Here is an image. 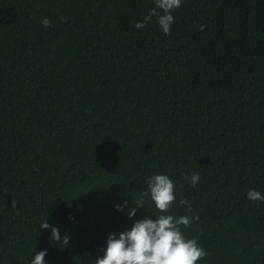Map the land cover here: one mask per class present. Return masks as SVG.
Here are the masks:
<instances>
[{
  "label": "trees",
  "instance_id": "obj_1",
  "mask_svg": "<svg viewBox=\"0 0 264 264\" xmlns=\"http://www.w3.org/2000/svg\"><path fill=\"white\" fill-rule=\"evenodd\" d=\"M152 7L0 0V264H95L155 219L148 197L128 218L155 174L176 185L168 214L198 216L182 228L196 264H264V202L247 198L264 195V0H182L170 35L135 27Z\"/></svg>",
  "mask_w": 264,
  "mask_h": 264
},
{
  "label": "clouds",
  "instance_id": "obj_2",
  "mask_svg": "<svg viewBox=\"0 0 264 264\" xmlns=\"http://www.w3.org/2000/svg\"><path fill=\"white\" fill-rule=\"evenodd\" d=\"M182 0H153L152 7L141 22L135 27L143 29L150 23L152 18H156V23L164 35H170L171 25L175 22L172 13L181 7ZM66 17H60V21L66 22ZM44 28L51 25L47 18L42 19ZM205 25L199 26L203 31ZM191 186H195L200 181L199 173H192L189 177ZM147 190L140 193V196L133 202L132 209L128 212L131 219L139 208H144L148 197L154 204L158 214L155 219L145 218L135 222L130 231L119 234L117 239L114 235H109L106 241L107 247L102 258H97L95 264H196L203 259L207 253L199 246L196 238H187L182 228L190 227L198 216L182 215L176 216L168 214L176 201V185L167 174H155L146 180ZM247 198L250 201L264 202L262 195L255 188L249 189ZM181 205H187L188 212L192 211L188 201L181 199ZM123 206L118 205L116 210L121 211ZM50 225L41 223V229H48ZM51 239L54 242L62 240L61 247L69 244V237L65 235L61 238L59 230L51 227ZM46 250L38 252L30 264H45Z\"/></svg>",
  "mask_w": 264,
  "mask_h": 264
}]
</instances>
